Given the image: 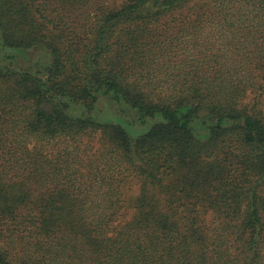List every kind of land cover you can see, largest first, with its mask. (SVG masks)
Segmentation results:
<instances>
[{
  "label": "trees",
  "instance_id": "1",
  "mask_svg": "<svg viewBox=\"0 0 264 264\" xmlns=\"http://www.w3.org/2000/svg\"><path fill=\"white\" fill-rule=\"evenodd\" d=\"M0 264H264V0H0Z\"/></svg>",
  "mask_w": 264,
  "mask_h": 264
},
{
  "label": "rangeland",
  "instance_id": "2",
  "mask_svg": "<svg viewBox=\"0 0 264 264\" xmlns=\"http://www.w3.org/2000/svg\"><path fill=\"white\" fill-rule=\"evenodd\" d=\"M39 53H40V51L35 52L33 57H37L38 55L41 54V53L40 54ZM102 105H104L103 102H101V106ZM46 108L49 109V107H46ZM129 118H131V115H126L125 119H129ZM134 190L136 191V186L131 185V190L129 191V193L134 191Z\"/></svg>",
  "mask_w": 264,
  "mask_h": 264
},
{
  "label": "water",
  "instance_id": "3",
  "mask_svg": "<svg viewBox=\"0 0 264 264\" xmlns=\"http://www.w3.org/2000/svg\"><path fill=\"white\" fill-rule=\"evenodd\" d=\"M205 113H207V112L205 110H203V111L199 112V115H202V114H205Z\"/></svg>",
  "mask_w": 264,
  "mask_h": 264
}]
</instances>
